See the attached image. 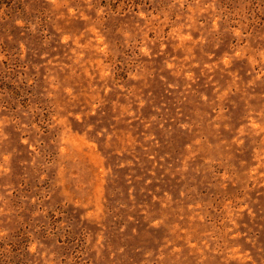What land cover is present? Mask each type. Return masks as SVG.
<instances>
[{
    "label": "rangeland",
    "instance_id": "rangeland-1",
    "mask_svg": "<svg viewBox=\"0 0 264 264\" xmlns=\"http://www.w3.org/2000/svg\"><path fill=\"white\" fill-rule=\"evenodd\" d=\"M0 264H264V0H0Z\"/></svg>",
    "mask_w": 264,
    "mask_h": 264
}]
</instances>
